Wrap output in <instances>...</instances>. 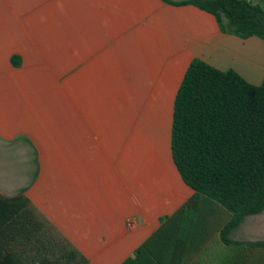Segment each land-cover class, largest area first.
<instances>
[{"label":"crops","instance_id":"crops-1","mask_svg":"<svg viewBox=\"0 0 264 264\" xmlns=\"http://www.w3.org/2000/svg\"><path fill=\"white\" fill-rule=\"evenodd\" d=\"M184 1L0 0V264H71L70 247L86 264H263L246 244L260 214L226 240L172 125L193 59L260 84L264 40Z\"/></svg>","mask_w":264,"mask_h":264},{"label":"trees","instance_id":"trees-1","mask_svg":"<svg viewBox=\"0 0 264 264\" xmlns=\"http://www.w3.org/2000/svg\"><path fill=\"white\" fill-rule=\"evenodd\" d=\"M213 13L225 32L264 40V8L250 0H190ZM172 154L184 181L198 196L228 211L222 234L264 211V79L253 84L236 70L201 58L191 62L174 103ZM27 202V201H25ZM195 200H191V203ZM261 249L264 240L248 241ZM71 264H86L68 248ZM39 264H60L43 259Z\"/></svg>","mask_w":264,"mask_h":264},{"label":"rangeland","instance_id":"rangeland-1","mask_svg":"<svg viewBox=\"0 0 264 264\" xmlns=\"http://www.w3.org/2000/svg\"><path fill=\"white\" fill-rule=\"evenodd\" d=\"M139 101V105L142 108H155V111H157L159 114L166 115L168 114L169 110V101L168 99H143V100H134V103ZM257 218H261V221H263L262 230L260 232V235L262 238H264V211L263 213H260V215L256 216Z\"/></svg>","mask_w":264,"mask_h":264},{"label":"water","instance_id":"water-1","mask_svg":"<svg viewBox=\"0 0 264 264\" xmlns=\"http://www.w3.org/2000/svg\"><path fill=\"white\" fill-rule=\"evenodd\" d=\"M250 1H252V0H250Z\"/></svg>","mask_w":264,"mask_h":264}]
</instances>
